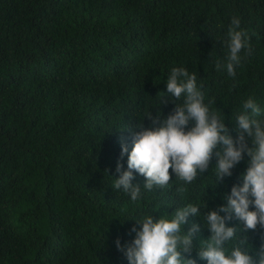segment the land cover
<instances>
[{
  "label": "trees",
  "instance_id": "obj_1",
  "mask_svg": "<svg viewBox=\"0 0 264 264\" xmlns=\"http://www.w3.org/2000/svg\"><path fill=\"white\" fill-rule=\"evenodd\" d=\"M233 17L251 54L230 77L224 42ZM174 67L196 74L205 103L215 98L210 108L236 138L244 101L264 109V0H0V264H129L116 242L135 238L134 219L226 204L247 156L215 187V155L183 194L174 173L169 187L142 189L136 202L113 187L118 162L127 170L122 143L130 152L145 112L175 108L166 88ZM194 223L191 257L207 264L197 249L211 232L198 215L185 231ZM262 234L248 233L255 247Z\"/></svg>",
  "mask_w": 264,
  "mask_h": 264
},
{
  "label": "clouds",
  "instance_id": "obj_2",
  "mask_svg": "<svg viewBox=\"0 0 264 264\" xmlns=\"http://www.w3.org/2000/svg\"><path fill=\"white\" fill-rule=\"evenodd\" d=\"M240 24L238 17L232 18L228 40L224 42L228 54L223 68L230 77H235L236 66L251 54L250 37L240 29ZM216 69L222 70L220 61L216 62ZM166 88L176 98V106L166 117L159 108L155 116L151 110L146 111L144 118L151 120L150 127H145L144 118L135 125L140 130L133 135L131 151L126 142L122 143L121 160L124 155L128 156L127 170L118 162L116 171L120 175L114 181L115 190H123L136 202L141 198L142 189L169 187L174 173L176 191L183 194L188 185L204 176L214 155V187L225 177H231L233 168L245 156L248 166L241 174L242 184L234 185L230 194L225 193L227 202L218 209L209 210L204 200L178 207L171 218L168 214L159 219L152 214L141 216L134 220L142 227L134 225L131 229L135 238L125 245L118 239L117 247L129 264H197L191 253L196 248L193 241L200 226L194 223L185 231L184 225L189 215H198L211 232L197 249L200 259L207 264H264V234L259 247L254 246L248 235L264 229V109L251 97L244 101V112L234 119L238 136L233 138L225 119L210 108L215 98L205 103V94L202 85L197 86L195 73L183 67L172 68ZM167 102L165 94L161 105ZM134 173L145 177L142 186L133 183ZM233 219L241 226H228L226 222Z\"/></svg>",
  "mask_w": 264,
  "mask_h": 264
}]
</instances>
